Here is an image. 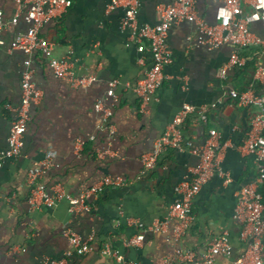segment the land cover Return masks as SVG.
<instances>
[{
    "label": "crops",
    "instance_id": "obj_1",
    "mask_svg": "<svg viewBox=\"0 0 264 264\" xmlns=\"http://www.w3.org/2000/svg\"><path fill=\"white\" fill-rule=\"evenodd\" d=\"M173 0H141L139 19L156 23L162 5ZM109 0H73L67 13L47 21L42 35L54 44L53 53L68 58L78 76L94 77L90 84L75 86L59 77L40 53L29 54L12 47L31 23L24 15L12 22L16 0H0L7 22L0 32V150L9 146L16 117L14 107L22 99V73L31 60L43 98L32 106L25 145L18 158H6L0 166V264H50L47 257L62 258L72 249L66 235L72 229L84 238L94 236L93 250L73 254L67 264H118L102 248L111 243L135 264H184L177 249H191L198 257L214 239L229 233L231 250L219 254L216 264H238L249 237L235 218L239 192L259 173L254 155L240 150L250 124L252 108L230 95L231 88L247 85L249 73L233 70L220 77L232 44L209 49L200 44L203 34L194 21L175 23L169 30L173 61L165 68L169 76L153 97L144 102L133 87L153 64L149 51H141L129 29L121 27L125 8L108 11ZM216 0H198L202 15L214 22ZM117 80V98L108 97L110 82ZM104 98L112 107L110 124H104L96 104ZM186 103L206 108L207 124L196 116L182 125L185 149L165 150L157 165L144 170L142 157L166 131ZM217 129L227 146L220 153V169L201 189L194 202L191 228L177 238L176 220L164 231H145L141 246L128 240L166 216L177 199L175 187L199 161L192 147ZM110 153L99 155V150ZM55 165L42 177L51 194L61 196L53 205L33 209L30 203V170L49 152ZM122 177L124 183L109 185L90 208L71 210L67 195L79 196L107 176ZM230 177V181H226ZM263 187V186H262ZM262 189V188H261Z\"/></svg>",
    "mask_w": 264,
    "mask_h": 264
},
{
    "label": "built area",
    "instance_id": "obj_2",
    "mask_svg": "<svg viewBox=\"0 0 264 264\" xmlns=\"http://www.w3.org/2000/svg\"><path fill=\"white\" fill-rule=\"evenodd\" d=\"M18 9L12 18L17 23L24 15L31 23L30 28L15 39L13 48L22 49L29 54L40 53L46 57L54 72L59 77L69 79L73 85L90 84L94 77L78 76L74 64L68 58L54 55V44L41 33L43 25L50 20L63 17L73 4V0H16ZM214 22H210L201 14L198 0H173L162 5L158 11L156 23L141 22L139 8L141 0H109L108 11L119 7L125 8V16L121 21L123 29H129L133 41L139 44L141 51H149L153 57V64L147 70L146 76L133 87L144 102H148L169 77L165 68L173 61V53L169 44V30L175 23L194 21L203 34L200 44L209 49H215L223 44H232L233 51L229 59L221 66L219 74L227 78L231 71L243 68L250 59L256 58V68L253 82L242 88H231L230 95L241 105L251 107L252 115L249 128L240 150L245 155H254L259 163V173L252 183L242 186L236 206L235 218L244 225V233L249 237L247 249L237 259L238 264H264V0H216ZM7 22L4 12L0 10V32ZM0 43L2 40L0 39ZM117 80L110 82L108 97L117 98ZM43 98V91L37 86L31 60L27 61L22 73V99L14 107L16 117L12 123L9 146L0 150V166L6 158H18L25 145V133L31 120V109ZM102 113L104 124H110L112 107L107 105L104 98L96 104ZM207 124L209 115L206 108L200 109L196 105L186 103L166 129L156 140L154 148L143 155L144 170H152L158 163L165 150H183L186 146L182 125L190 118ZM227 146L219 139L217 129L211 128L209 136L201 144L192 147V151L199 156V161L189 167V174L180 180L176 187L177 199L169 207L165 217L154 224L145 227L142 232L128 240L129 246H141L145 240V231H164L176 220L174 233L180 238L190 228L195 219L194 202L201 189L219 173L220 153ZM110 153L108 149L99 150L100 156ZM56 153L49 152L36 161L30 170L28 181L31 184L30 203L33 209L44 205H53L60 198V194H51L42 182V177L55 165ZM226 181H230L227 177ZM122 177L107 176L102 181L83 191L79 196L67 195L75 210L80 206L90 208L88 200L97 199L100 193L109 185L124 183ZM66 235L72 244V249L62 258L47 257L50 264H67L73 254H85L93 250L92 240L82 237L72 229H67ZM231 242L228 232L219 235L210 243L201 257L191 249H177V255L184 264H216L219 254L229 253ZM102 253L113 256L118 264H135L120 249L107 243Z\"/></svg>",
    "mask_w": 264,
    "mask_h": 264
},
{
    "label": "trees",
    "instance_id": "obj_3",
    "mask_svg": "<svg viewBox=\"0 0 264 264\" xmlns=\"http://www.w3.org/2000/svg\"><path fill=\"white\" fill-rule=\"evenodd\" d=\"M255 68H256V58H252L248 61V63L241 69H239V72H243V73H249L251 76H249V80L247 82V85H250L253 80H254V72H255ZM262 193L264 194V185L261 189Z\"/></svg>",
    "mask_w": 264,
    "mask_h": 264
}]
</instances>
